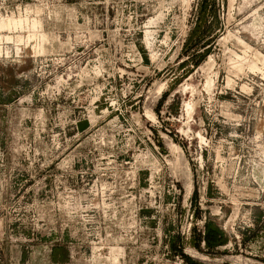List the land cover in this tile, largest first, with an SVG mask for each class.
Instances as JSON below:
<instances>
[{"label": "rangeland", "instance_id": "1", "mask_svg": "<svg viewBox=\"0 0 264 264\" xmlns=\"http://www.w3.org/2000/svg\"><path fill=\"white\" fill-rule=\"evenodd\" d=\"M0 264H264V0H0Z\"/></svg>", "mask_w": 264, "mask_h": 264}, {"label": "trees", "instance_id": "2", "mask_svg": "<svg viewBox=\"0 0 264 264\" xmlns=\"http://www.w3.org/2000/svg\"><path fill=\"white\" fill-rule=\"evenodd\" d=\"M205 240H206V243H207V244L211 245V242H212V241H210V235H209V236H206ZM223 243H224L223 240H219V241H218V244H219V245H221V244H223Z\"/></svg>", "mask_w": 264, "mask_h": 264}]
</instances>
